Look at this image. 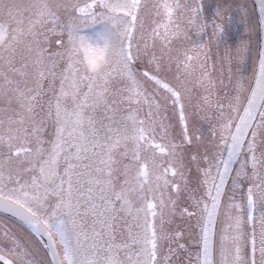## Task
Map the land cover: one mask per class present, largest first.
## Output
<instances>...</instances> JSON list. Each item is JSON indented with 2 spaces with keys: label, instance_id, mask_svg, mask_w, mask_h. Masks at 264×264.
I'll return each instance as SVG.
<instances>
[{
  "label": "snow or ice",
  "instance_id": "6c2138e0",
  "mask_svg": "<svg viewBox=\"0 0 264 264\" xmlns=\"http://www.w3.org/2000/svg\"><path fill=\"white\" fill-rule=\"evenodd\" d=\"M258 2L0 0V264H264Z\"/></svg>",
  "mask_w": 264,
  "mask_h": 264
},
{
  "label": "flooded vegetation",
  "instance_id": "af4514ba",
  "mask_svg": "<svg viewBox=\"0 0 264 264\" xmlns=\"http://www.w3.org/2000/svg\"><path fill=\"white\" fill-rule=\"evenodd\" d=\"M242 1H243V0H242ZM242 1H241V0H233V2H235V3H242ZM204 2L214 7V6H215V3H216V0H204ZM243 3H246L247 6H248L250 9H254L253 15H254V18H255V19L257 20V22H258L257 9H256V7H255V4H254L253 0H247L246 2H243ZM234 31H235V29H234ZM1 215H3V214H1ZM3 216L6 217V215H3ZM185 239L187 240V237H185ZM188 242H189V245H190L191 247H194V245H191L190 241H188Z\"/></svg>",
  "mask_w": 264,
  "mask_h": 264
},
{
  "label": "water",
  "instance_id": "95a60500",
  "mask_svg": "<svg viewBox=\"0 0 264 264\" xmlns=\"http://www.w3.org/2000/svg\"><path fill=\"white\" fill-rule=\"evenodd\" d=\"M253 2H254L255 7L257 9L258 21H259V2H258V0H253ZM0 213H3V212H0ZM3 214H5V213H3ZM5 215H7V214H5Z\"/></svg>",
  "mask_w": 264,
  "mask_h": 264
},
{
  "label": "rangeland",
  "instance_id": "374dc122",
  "mask_svg": "<svg viewBox=\"0 0 264 264\" xmlns=\"http://www.w3.org/2000/svg\"><path fill=\"white\" fill-rule=\"evenodd\" d=\"M241 1H242V0H241ZM246 1H247V0H243L242 3H243V2H246ZM3 218H5V217H4L3 215L0 214V219H3Z\"/></svg>",
  "mask_w": 264,
  "mask_h": 264
}]
</instances>
